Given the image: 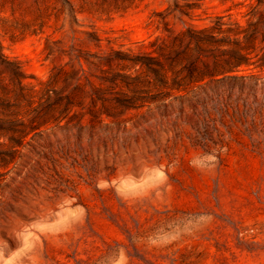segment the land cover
I'll return each instance as SVG.
<instances>
[{
  "label": "rangeland",
  "instance_id": "obj_1",
  "mask_svg": "<svg viewBox=\"0 0 264 264\" xmlns=\"http://www.w3.org/2000/svg\"><path fill=\"white\" fill-rule=\"evenodd\" d=\"M0 264H264V0H0Z\"/></svg>",
  "mask_w": 264,
  "mask_h": 264
},
{
  "label": "trees",
  "instance_id": "obj_2",
  "mask_svg": "<svg viewBox=\"0 0 264 264\" xmlns=\"http://www.w3.org/2000/svg\"><path fill=\"white\" fill-rule=\"evenodd\" d=\"M205 34H207V33L198 32L196 35H194L192 37L196 38L197 42H200V41H204L206 39L204 37ZM220 41L224 42V40H220ZM241 63H242V61L239 60L235 64L239 65ZM188 66H190V67L186 68V70H187L186 74L183 73V75L178 76V79L172 80V82L170 83V85H171L170 87L172 89H178L179 87L185 88L190 83L200 81L205 75L219 71V69H216V68L215 69L205 68V70H200L195 66L194 62L190 61V60L188 62Z\"/></svg>",
  "mask_w": 264,
  "mask_h": 264
}]
</instances>
